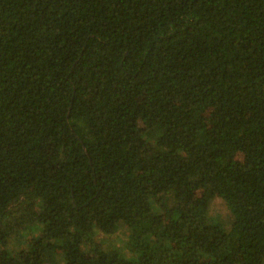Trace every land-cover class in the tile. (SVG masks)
Here are the masks:
<instances>
[{"label":"trees","instance_id":"1","mask_svg":"<svg viewBox=\"0 0 264 264\" xmlns=\"http://www.w3.org/2000/svg\"><path fill=\"white\" fill-rule=\"evenodd\" d=\"M0 264H264V0H0Z\"/></svg>","mask_w":264,"mask_h":264},{"label":"rangeland","instance_id":"2","mask_svg":"<svg viewBox=\"0 0 264 264\" xmlns=\"http://www.w3.org/2000/svg\"><path fill=\"white\" fill-rule=\"evenodd\" d=\"M220 211L222 212V214L223 215H227V213H226V211L224 210V207H217V209H216V211H215V214H216V212L218 213H220Z\"/></svg>","mask_w":264,"mask_h":264}]
</instances>
